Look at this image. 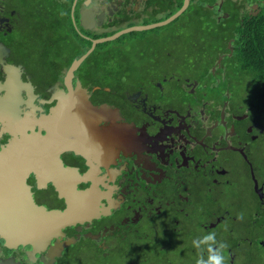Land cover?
I'll use <instances>...</instances> for the list:
<instances>
[{"label": "flooded vegetation", "instance_id": "af4514ba", "mask_svg": "<svg viewBox=\"0 0 264 264\" xmlns=\"http://www.w3.org/2000/svg\"><path fill=\"white\" fill-rule=\"evenodd\" d=\"M263 24L264 0H0V151L79 86L94 107L26 179L77 218L37 250L0 237V264H264V80L239 50Z\"/></svg>", "mask_w": 264, "mask_h": 264}, {"label": "water", "instance_id": "95a60500", "mask_svg": "<svg viewBox=\"0 0 264 264\" xmlns=\"http://www.w3.org/2000/svg\"><path fill=\"white\" fill-rule=\"evenodd\" d=\"M184 10L185 7L167 20L146 29L165 26L177 19ZM121 34L101 39L96 44L114 40ZM85 58L83 56L75 60L68 76ZM93 108L89 94L79 86L74 92L62 95L59 108L51 110L46 118L45 137L37 133L26 137L16 136L10 145L0 151V185H4V178L10 177L8 183L12 187L18 186L17 198H23L20 201L23 212H0V237L6 241V246L31 245L35 250L45 247L58 230L77 218L76 201L72 203V209L66 212L37 205L26 185V179L31 171L45 166L47 158L55 160V152L71 147L74 141L70 135L84 137L90 134L92 116L89 113H93Z\"/></svg>", "mask_w": 264, "mask_h": 264}, {"label": "trees", "instance_id": "16d2710c", "mask_svg": "<svg viewBox=\"0 0 264 264\" xmlns=\"http://www.w3.org/2000/svg\"><path fill=\"white\" fill-rule=\"evenodd\" d=\"M259 29L255 27L251 31L257 33L258 36L243 43L239 50L246 51L249 59L248 68L255 69L259 76L257 79L261 81L264 80V24L259 25ZM248 72L250 71H245V73Z\"/></svg>", "mask_w": 264, "mask_h": 264}, {"label": "rangeland", "instance_id": "374dc122", "mask_svg": "<svg viewBox=\"0 0 264 264\" xmlns=\"http://www.w3.org/2000/svg\"><path fill=\"white\" fill-rule=\"evenodd\" d=\"M47 4H48V5H52V7H51V8H52V9H54V7H53V6H55V5L53 4V2H51V1H48V2H47ZM237 27L240 29V24H238V26H237ZM222 248H223V247H222Z\"/></svg>", "mask_w": 264, "mask_h": 264}, {"label": "clouds", "instance_id": "9594fccd", "mask_svg": "<svg viewBox=\"0 0 264 264\" xmlns=\"http://www.w3.org/2000/svg\"><path fill=\"white\" fill-rule=\"evenodd\" d=\"M216 264H222L223 258H215Z\"/></svg>", "mask_w": 264, "mask_h": 264}]
</instances>
